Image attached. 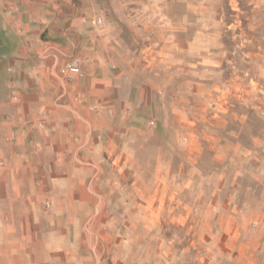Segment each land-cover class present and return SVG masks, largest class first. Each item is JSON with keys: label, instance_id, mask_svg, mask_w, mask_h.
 Wrapping results in <instances>:
<instances>
[{"label": "crops", "instance_id": "1", "mask_svg": "<svg viewBox=\"0 0 264 264\" xmlns=\"http://www.w3.org/2000/svg\"><path fill=\"white\" fill-rule=\"evenodd\" d=\"M185 15L212 17L215 8L197 0H0V264H119L121 243L148 264L169 254L164 241L151 249L141 238L135 251L138 239L118 236L115 223L148 233L162 220L197 221L161 215L180 206L183 191H208L198 186L207 175L199 161L205 143L213 150L217 141L200 130L219 121L216 113L206 105L199 115L183 98L210 94L197 59L183 80L172 56L185 46L168 36L175 28L194 33L191 51L199 46L202 25L177 21ZM148 45L150 59L138 50ZM77 57L90 59L81 73L60 71ZM207 198L210 213L219 203ZM223 204L221 215L202 217L220 225L205 237L207 251L264 264V213L247 217L259 222L249 232L230 211L236 202Z\"/></svg>", "mask_w": 264, "mask_h": 264}, {"label": "rangeland", "instance_id": "2", "mask_svg": "<svg viewBox=\"0 0 264 264\" xmlns=\"http://www.w3.org/2000/svg\"><path fill=\"white\" fill-rule=\"evenodd\" d=\"M197 1L204 8L214 7L215 15H185L177 19L183 24L202 25L197 32L199 46L196 52L191 51L189 46L194 33L187 28H175L169 31L168 36L177 43L182 41L185 44L184 47L175 45L172 53V56H180L183 80L190 77V70L195 69L193 64L197 59L198 81H203L202 87L213 90H209L207 96L199 94L191 100L187 92L183 96L188 99L187 104L192 101L197 114L205 115L206 112L201 110L207 105L211 112L216 113L217 118L214 119L219 120L201 123L200 128L202 134L217 139L213 150L209 142L205 143L204 154L199 161L200 167H206L203 174L208 176H199L198 186L202 191H208L198 193V198L191 195L189 190L183 191L179 207L166 208L165 212L162 210L161 215L182 216L186 221L195 217L197 221L175 223L162 220L152 225L148 233L143 232L140 223L130 229L120 222L113 225L118 236L129 234L138 239L134 245L135 251L141 247L142 239L149 243L151 249H156L159 242L164 241L169 254L164 260L151 256L148 264H233L227 257H213L211 251H207L211 245L205 237L212 229L214 233L218 232L220 225L206 222L202 217L221 215L225 210L223 202L234 200L236 204L232 205L230 211L235 216L244 217L249 232L256 233L259 222L256 218H248L252 217L254 211L264 213V0ZM215 23L216 27L213 28ZM121 34L125 37L133 35ZM144 36L145 33H139V38ZM138 50L142 55L147 54L148 59L156 53L153 45ZM213 56L215 62L210 60ZM207 79L211 80L214 89L205 84ZM193 88L189 81L187 89ZM206 196V200L219 203L213 212H206ZM118 248L119 264H143L140 254H135L132 259L127 256L128 249L124 243L119 244ZM255 252L260 255L258 251Z\"/></svg>", "mask_w": 264, "mask_h": 264}, {"label": "built area", "instance_id": "3", "mask_svg": "<svg viewBox=\"0 0 264 264\" xmlns=\"http://www.w3.org/2000/svg\"><path fill=\"white\" fill-rule=\"evenodd\" d=\"M94 23L98 29H102L104 27L103 20L101 18H96L94 20ZM90 59L89 58H82V57H77L73 60L66 61L63 64L60 65V71L68 76L72 74H79L82 72V66L85 63H89ZM16 97V96H15ZM48 112L44 113V116H47ZM39 123L44 124L45 120L39 121Z\"/></svg>", "mask_w": 264, "mask_h": 264}]
</instances>
